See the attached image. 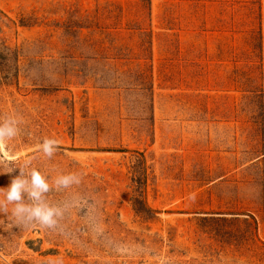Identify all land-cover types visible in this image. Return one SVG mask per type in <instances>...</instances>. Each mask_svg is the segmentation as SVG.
Here are the masks:
<instances>
[{"label": "rangeland", "instance_id": "rangeland-1", "mask_svg": "<svg viewBox=\"0 0 264 264\" xmlns=\"http://www.w3.org/2000/svg\"><path fill=\"white\" fill-rule=\"evenodd\" d=\"M9 117L0 188L31 158L64 214L9 205L0 264H264V0H0Z\"/></svg>", "mask_w": 264, "mask_h": 264}, {"label": "clouds", "instance_id": "clouds-1", "mask_svg": "<svg viewBox=\"0 0 264 264\" xmlns=\"http://www.w3.org/2000/svg\"><path fill=\"white\" fill-rule=\"evenodd\" d=\"M19 123L12 117L0 123V146H5L19 134ZM58 143L55 139H45L37 148L44 156L51 158L57 151ZM30 162L31 158L25 162L24 169L29 168ZM5 165L11 169L7 173L2 171ZM14 169L17 168L12 167L9 160L0 157V175L10 174ZM24 169H19V175L12 178L7 188H0V213H7L8 206L13 205L11 215L16 220L49 229L56 228L64 209L46 201V194L51 190L47 178L34 168L30 171ZM74 183H79V177L74 174L61 175L55 180L57 189L67 188Z\"/></svg>", "mask_w": 264, "mask_h": 264}]
</instances>
